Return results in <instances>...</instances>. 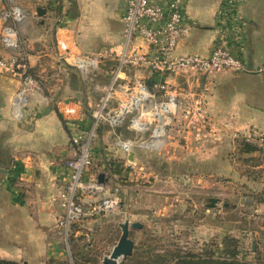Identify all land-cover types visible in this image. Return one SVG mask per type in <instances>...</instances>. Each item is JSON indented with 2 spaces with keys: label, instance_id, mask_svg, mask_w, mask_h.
<instances>
[{
  "label": "crops",
  "instance_id": "crops-1",
  "mask_svg": "<svg viewBox=\"0 0 264 264\" xmlns=\"http://www.w3.org/2000/svg\"><path fill=\"white\" fill-rule=\"evenodd\" d=\"M60 1L65 16H54L55 12L47 9L37 21L41 28L52 30L53 40L63 39L71 49L80 53H94L102 47L120 50L123 40V0ZM236 4L242 21L241 37L238 40L240 55L252 67L264 61V0H236ZM227 8L226 0H185L184 18L191 28L179 42L175 52L208 55ZM58 19H63L66 26L58 24ZM21 23L19 29L30 52L28 64L45 72L46 64L54 62V56L58 53L57 46L53 44L52 49L47 47V35L36 38L32 36L31 19H23ZM81 27L88 30L90 46L82 44L81 47L77 43L76 37ZM11 53V50L0 44V55L8 56ZM62 72L61 77L47 83L45 90L32 88V94L25 93L23 101L16 93L24 82L14 75L0 73V256H12L10 258L13 259L21 257L27 264L36 257L41 263H45L46 256L50 253L56 258H65L66 250L58 236L60 229L55 224L60 212L55 194L68 179L64 162L71 155L70 135L77 127L86 128L90 122L89 116L80 111L87 110L98 98L94 82L107 81V75L99 71L65 76L64 71ZM131 73L142 74L137 70H132ZM44 77L47 78L46 74ZM167 79L185 91L200 84L191 78ZM207 84L209 89L205 108L217 124L218 131L210 133L200 119L192 123L182 115L180 121L178 114L166 125L165 136L158 148L147 149L149 153L160 154L164 151L171 157L169 152H172L175 157V152L180 149L183 158H189L188 168L201 167L203 162H207L206 158H214L217 173L223 170L221 151L225 147L224 143L231 141L233 145L234 140H243L242 136L248 132L255 135L264 133L262 76L250 72H222L210 76ZM179 99L178 112L188 102L185 93ZM53 100L61 102L56 106L51 102ZM64 100L66 102L63 108L71 106L79 111L78 115L66 121L60 115ZM178 122L182 126L181 132L176 130L177 134H167V126H176ZM175 129L174 127L173 130ZM131 135L132 132L125 126L116 130L100 127L93 142L94 163L91 172L100 173L105 162L111 159L126 161L135 166L139 164V150L123 153L114 144L118 137L126 138ZM210 137L216 143L213 148L207 149ZM180 138L182 145L178 149L177 142ZM168 144L173 146L172 150ZM257 147L259 149L251 153L257 158L252 168L264 169V148ZM192 157L198 159V165L191 164ZM99 165V169L95 170ZM236 166L238 165H232V173L237 169ZM116 170L119 169L114 165L112 176L120 178L121 175ZM200 171L199 174L202 173ZM122 190L124 188L121 186L120 192ZM108 216L99 221L87 220L85 224L98 221L103 225L108 221ZM96 226L99 228L101 225L94 224Z\"/></svg>",
  "mask_w": 264,
  "mask_h": 264
},
{
  "label": "built area",
  "instance_id": "built-area-1",
  "mask_svg": "<svg viewBox=\"0 0 264 264\" xmlns=\"http://www.w3.org/2000/svg\"><path fill=\"white\" fill-rule=\"evenodd\" d=\"M184 4L185 0H123L120 50L102 47L94 53H80L63 39H56L58 58L80 72L98 71L110 65L106 68L107 81L93 85L98 98L89 112V125L77 127L70 135L71 156L64 163L68 179L60 196L63 213L59 220L60 233L66 241L74 223L87 216L105 214L120 202L121 186H108L91 172L92 144L100 127L116 130L125 126L135 135L147 133V138L137 140L118 137L114 144L123 153L136 146L155 150L165 136L166 125L178 112L179 98L185 93L188 102L182 111L188 121L193 122L196 117L211 133H216L218 126L205 108L207 79L222 72H250L264 78V61L250 67L240 55L242 21L236 0H226L228 10L208 55L177 54V45L191 28L184 18ZM23 18L17 0H0V44L12 51L8 56L0 55V73L24 77L25 85L32 80L26 75L27 62L17 52L20 44L17 26ZM132 70L142 74L136 75ZM168 77L191 78L200 84L185 91L170 83ZM24 91L25 87L19 92L20 97ZM78 113L71 106L62 109L66 119ZM242 139L264 148V133L248 132Z\"/></svg>",
  "mask_w": 264,
  "mask_h": 264
},
{
  "label": "rangeland",
  "instance_id": "rangeland-1",
  "mask_svg": "<svg viewBox=\"0 0 264 264\" xmlns=\"http://www.w3.org/2000/svg\"><path fill=\"white\" fill-rule=\"evenodd\" d=\"M17 1L24 15L23 19L29 18L32 21V36L36 38L47 35L46 45L52 49L53 44H56L51 36L52 30L43 29L37 24L38 19L43 17V15L37 14V8L41 7L45 11L53 10L54 16L62 17L65 16V13L62 12L61 1ZM63 21V19H58V24L66 26ZM21 22L17 26L20 39L17 52H19V57L28 64L30 52L19 29ZM40 23L43 22L40 21ZM87 35L88 30L81 27L76 37L79 46L82 47V44L90 46L91 38ZM47 57L49 58L48 55ZM106 65L98 70L99 73L107 75L106 68H109L110 65L109 63ZM28 67L26 75L32 81L27 82L26 86L22 83L17 95L24 87H26L24 91L26 95L33 93L32 88L39 91L45 90L49 81H55L56 78L63 75L62 71L65 73L64 76L73 73L82 75L80 71L60 60L56 54L54 62L46 64L45 72L39 71L37 66L34 68L28 64ZM44 74L47 78L44 77ZM15 77L21 82L24 80V77ZM22 96L24 95L22 94ZM74 100L79 101L78 99ZM51 102L57 106L61 101L59 103L55 100ZM62 102L61 108L63 109L66 101ZM94 104L90 105L87 110L82 109L81 112L89 116ZM79 105L81 104L79 103ZM60 115L63 117L62 110H60ZM177 115L180 121L182 115L185 120L187 118L184 111L177 112ZM196 120V117L193 118V122ZM179 124L178 122L176 126H167V134H177L176 130L181 132L182 126ZM204 126L210 132L209 127ZM174 127L175 130H173ZM146 136L144 134L135 135L132 132L130 137L137 140L140 137L147 138ZM181 139L177 142L178 149L179 145H182ZM215 143L216 140L210 137L207 149L213 148ZM242 143L243 140H234L233 145H231V141L224 143L225 147L221 151L223 170L217 173L215 172L214 158H206L207 162H203L201 167L188 168L189 158H183L180 149L179 152H175V157L172 156V152H169L171 157H168L164 151H161L160 154H151L147 149L133 147L132 150H139L137 153L139 164L137 163L136 166L132 163L128 164L129 162L126 161L120 162L119 159L108 160L100 173L104 175L108 186L118 183L124 188L121 192L119 191L120 202L118 205L105 214L87 216L74 223L67 241L64 239L63 233H58V236L61 237V245L66 250L65 258H56L50 253L46 256L45 263H41L36 257L29 264H103V257L110 254L120 236L119 225L125 220L130 223L140 222L142 226L140 228L130 227L129 238L133 241V252L124 259L120 258L123 259V264H158L159 257H163L165 260L160 264H172L176 261V258L172 257L176 253L198 255L210 250L214 252V255H217L221 251L224 238L232 239L226 243L230 244L229 247L236 248L238 259L256 262L259 257H264V169L252 168L257 158H254L251 153L241 152ZM168 145L172 150L173 146ZM195 163L198 165V159L192 157L191 164L195 165ZM114 165L120 171V178L112 176ZM232 165H238L233 173ZM99 167L100 165L95 170ZM199 171L202 173L199 174ZM62 188L55 194L57 207L60 209L55 224L60 231L62 229L59 220L63 213L60 205ZM110 191L112 192V190ZM211 197L218 198V202L209 207L207 204ZM106 215H109L108 221L103 225L98 223L99 219ZM91 219H98V221L91 222L89 225L85 224V221ZM93 223L101 226L94 227ZM5 257L8 258L0 256V264L7 262L27 264L21 257L14 259L10 258L12 256Z\"/></svg>",
  "mask_w": 264,
  "mask_h": 264
},
{
  "label": "trees",
  "instance_id": "trees-1",
  "mask_svg": "<svg viewBox=\"0 0 264 264\" xmlns=\"http://www.w3.org/2000/svg\"><path fill=\"white\" fill-rule=\"evenodd\" d=\"M258 149L257 145L254 143H249L243 141L240 147V151L243 153H252ZM119 173V170H116ZM227 241H232L231 238H224L221 251L214 255L213 251H204L203 254H190L179 255L178 253L174 254L172 257L176 258L172 264H264V257L259 259L256 262L245 261L238 259L236 257L237 250L236 248L229 247L230 244H227ZM171 254V253H170ZM165 258V256H164ZM163 257H159L158 264L164 262ZM1 262V261H0ZM6 263V262H5ZM166 263V262H165ZM6 264H13L7 262Z\"/></svg>",
  "mask_w": 264,
  "mask_h": 264
},
{
  "label": "water",
  "instance_id": "water-1",
  "mask_svg": "<svg viewBox=\"0 0 264 264\" xmlns=\"http://www.w3.org/2000/svg\"><path fill=\"white\" fill-rule=\"evenodd\" d=\"M44 12L45 10L43 8H37V14L39 16H42ZM97 178L100 182H105L106 180L102 173H99ZM216 202H218V198L211 197L209 198V203L207 205L212 207ZM119 226L121 228L120 236L116 244L113 246L110 254L103 257V264H123V259L130 256L133 252V241L129 238V229L130 227L140 228L142 224L137 221L130 223L128 220H125L123 223H120Z\"/></svg>",
  "mask_w": 264,
  "mask_h": 264
},
{
  "label": "bare ground",
  "instance_id": "bare-ground-1",
  "mask_svg": "<svg viewBox=\"0 0 264 264\" xmlns=\"http://www.w3.org/2000/svg\"><path fill=\"white\" fill-rule=\"evenodd\" d=\"M23 99H24V97L22 96V97L20 98V100L23 101Z\"/></svg>",
  "mask_w": 264,
  "mask_h": 264
}]
</instances>
